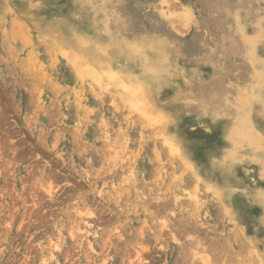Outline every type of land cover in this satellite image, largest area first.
Listing matches in <instances>:
<instances>
[{"label":"rangeland","instance_id":"374dc122","mask_svg":"<svg viewBox=\"0 0 264 264\" xmlns=\"http://www.w3.org/2000/svg\"><path fill=\"white\" fill-rule=\"evenodd\" d=\"M0 264H264V0H0Z\"/></svg>","mask_w":264,"mask_h":264},{"label":"bare ground","instance_id":"6f19581e","mask_svg":"<svg viewBox=\"0 0 264 264\" xmlns=\"http://www.w3.org/2000/svg\"><path fill=\"white\" fill-rule=\"evenodd\" d=\"M234 131H236V128L233 129ZM157 172V171H156ZM165 210V209H164ZM178 236V235H177ZM210 236V235H209ZM183 237V236H182ZM200 240V239H199ZM195 242V241H194ZM186 243V242H185ZM198 243H201V242H198ZM212 246V245H211ZM194 247V246H192ZM249 256V255H248ZM254 258V257H253ZM251 259V258H250ZM258 263V262H257Z\"/></svg>","mask_w":264,"mask_h":264}]
</instances>
